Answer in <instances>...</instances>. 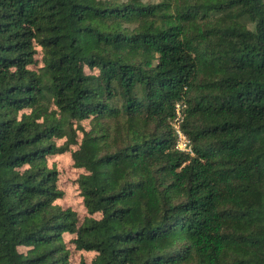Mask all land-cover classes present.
<instances>
[{"label":"trees","instance_id":"1","mask_svg":"<svg viewBox=\"0 0 264 264\" xmlns=\"http://www.w3.org/2000/svg\"><path fill=\"white\" fill-rule=\"evenodd\" d=\"M66 234L79 264H264V0H0V264H72Z\"/></svg>","mask_w":264,"mask_h":264},{"label":"rangeland","instance_id":"2","mask_svg":"<svg viewBox=\"0 0 264 264\" xmlns=\"http://www.w3.org/2000/svg\"><path fill=\"white\" fill-rule=\"evenodd\" d=\"M83 124L89 128L90 121L84 120ZM63 139L59 140V143H63ZM77 146H72L71 149H75ZM49 165L56 166L59 171V186L64 191V196L57 200V203L62 205L64 208L70 207L74 209L80 222L88 215L87 208L83 202V197L80 194L77 179L81 173L85 170L84 168H78L74 165L71 150L63 153H57L48 157ZM74 237L73 234H66L65 238L68 242V246L71 250V263L79 264L80 260L84 258L86 261H91L95 256V251H80L77 250L75 244L70 240ZM25 249L24 247L21 248Z\"/></svg>","mask_w":264,"mask_h":264},{"label":"built area","instance_id":"3","mask_svg":"<svg viewBox=\"0 0 264 264\" xmlns=\"http://www.w3.org/2000/svg\"><path fill=\"white\" fill-rule=\"evenodd\" d=\"M185 117V105H176V115L173 120V126L177 135V147L178 149L192 153V144L186 133L183 131L181 124Z\"/></svg>","mask_w":264,"mask_h":264}]
</instances>
